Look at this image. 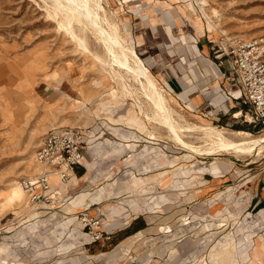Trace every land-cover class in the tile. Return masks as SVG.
Segmentation results:
<instances>
[{
  "label": "rangeland",
  "instance_id": "374dc122",
  "mask_svg": "<svg viewBox=\"0 0 264 264\" xmlns=\"http://www.w3.org/2000/svg\"><path fill=\"white\" fill-rule=\"evenodd\" d=\"M48 5L0 0V264H264V214L250 205L257 184L264 187V150L202 157L167 139L133 105L139 98L144 103L141 91L122 96L119 81L93 58L104 53L94 38L88 35V51L79 48ZM103 7L188 122L230 132L241 125L264 137L245 122L246 106L227 111L229 118L243 110L230 125L216 121L215 106L226 111L232 104L212 99L214 108L208 106L216 79L190 52L202 33L211 40L221 33L264 38V0H106ZM52 128L80 129L89 169L73 187L54 179L63 197L38 211L27 205L21 182L42 171L35 153ZM212 163L228 180L206 201L211 190L202 175ZM14 187L24 194L19 202L7 198ZM66 189L70 201L82 192L86 200L68 205ZM100 189L95 203L107 220L115 209L120 224L129 207L146 202L148 210L139 213L148 229L122 243L112 233L91 243L75 216Z\"/></svg>",
  "mask_w": 264,
  "mask_h": 264
},
{
  "label": "bare ground",
  "instance_id": "6f19581e",
  "mask_svg": "<svg viewBox=\"0 0 264 264\" xmlns=\"http://www.w3.org/2000/svg\"><path fill=\"white\" fill-rule=\"evenodd\" d=\"M104 2L106 0H49L48 6L62 17L69 35L79 48L88 51L89 34L100 45L103 55L93 53V58L106 68L112 79L119 81L122 96L135 97L136 90L141 91L144 103L139 98L133 105L154 130H165L167 139L202 157L217 156L220 153L236 157L252 156L264 150V137L190 123L175 111L165 92L158 86L157 80L121 33L119 24L112 15L107 14L103 7ZM240 115V112L236 113V117ZM194 134H199L194 138L202 139L200 143L195 142L192 137ZM45 170L47 169L43 166L41 172ZM50 179L52 182L56 179L62 184L56 174H50ZM58 191L63 192L60 188ZM23 197V192L16 187L7 194L11 202H19ZM27 205L30 206L28 198Z\"/></svg>",
  "mask_w": 264,
  "mask_h": 264
},
{
  "label": "built area",
  "instance_id": "2783aa9c",
  "mask_svg": "<svg viewBox=\"0 0 264 264\" xmlns=\"http://www.w3.org/2000/svg\"><path fill=\"white\" fill-rule=\"evenodd\" d=\"M208 43L220 66L223 61L229 63L230 71L223 75L239 88L240 103L248 107L251 116L245 122L253 129L264 130V38L242 39L221 33L216 40L208 39ZM82 139L80 129L74 128H52L43 136L35 159L47 170L21 182L32 208H54L59 203L63 196L52 187L50 174H56L62 183L70 180L75 169L85 163ZM101 216L98 205L83 209L75 216L91 242L110 239L101 229Z\"/></svg>",
  "mask_w": 264,
  "mask_h": 264
},
{
  "label": "crops",
  "instance_id": "0c3cea01",
  "mask_svg": "<svg viewBox=\"0 0 264 264\" xmlns=\"http://www.w3.org/2000/svg\"><path fill=\"white\" fill-rule=\"evenodd\" d=\"M182 38H184V37H182ZM200 38H194V41L192 42V44L190 46V52L193 55L200 57V60L202 62H204V64L208 65V68L211 71L212 78L216 79L214 82V85H213V90L211 92L212 96L209 98L210 102L208 103V106L209 107L212 106L210 104L212 99H214V101L216 99H218V100H222L223 102H229L230 104H232L230 107H226V111H222L221 106H219V107L215 106L216 108H218V112L221 113L220 115L218 113V116L216 117V121L219 120L220 118H224V120L228 121V122H224V124L230 125L229 120L236 119L237 117L226 118L227 111H229L230 109L233 110L234 108H236V105L245 106V105L240 103V101H241L240 90L237 86H235L234 84L229 82L226 79V77H224V75H223V74L229 73V71H230L229 63L227 61H223V64L220 66L218 61L213 59L214 57L211 53V48L209 46L208 39L204 37L203 33L200 35ZM192 47H195L196 51ZM211 55H212L213 60L211 59ZM202 59L206 60L207 63L205 61H203ZM169 73H170V75H173L174 78L175 77L178 78V74H177L175 69H172L171 72H169ZM174 80L176 81L177 84H179L177 82L176 78ZM163 83H164L165 87H168V89L173 92V88L171 87V84L169 83V81L166 80ZM195 102H197V100L194 101V104H195ZM242 111H243L242 109H239L238 111L234 112V114H236L238 112H242ZM237 122L238 121H231V123H233V124H238ZM236 126L237 127L235 128L234 131H239V132H245L246 131V129L241 127V125H236ZM83 142H85V139H84V141L82 139V144H83ZM85 163H86V165L83 164L82 166H79L75 169V171L72 175V177H74V178L72 179V177H71L70 181H68V185L73 187L77 183V181L82 180L85 177L86 174H85L84 170L86 171L87 169H89L88 162H85ZM85 166H86V168H85ZM206 169H208L209 171L202 175L203 176L202 180H203L204 185H205L204 188L208 187L211 190L208 198L206 199V201H208V200H212L215 196H217V194L222 192V191H220L218 193V192H212V191H214L215 189H219L220 187L223 186V182L228 180V177H227L228 174L227 173H224V174L216 173V169H214L213 163L211 165H209V167ZM74 179H76V182L73 181ZM51 183H52V187H53L54 182L51 181ZM54 184L57 185L56 182ZM62 185H65V184L62 183ZM139 185H141V181L139 179L134 180L133 186L138 187ZM53 188H57V187H53ZM59 188L62 190L61 186H59ZM62 191H64V190H62ZM101 192H102V189H100L99 195L97 197L91 196V198H90L91 203L87 204L81 210L95 206V205H98L99 203H95V201L97 198H101ZM67 193H68V191L66 189V191L64 193V201H65V199H66V201H70L69 200L70 196H67L66 195ZM87 195H88L87 193H83V192L78 194L75 198H72V200L70 202H68V205H70V204H72L73 206L81 205L86 200L85 198L87 197ZM250 205H253V208H257L258 212L260 214L261 213L264 214V187L261 186L260 183L257 184L255 194L250 199ZM213 207H214V205H211L210 209H212ZM144 210L145 211L148 210V204L146 202L141 203L140 206H136V205L133 206L132 205L131 207H129L128 211L126 212L127 214L125 217V222L120 224V222H118L116 219H113L117 216L115 209H113L112 207L109 208L108 220L104 214V210L102 209V216H101V226H103L102 230L107 234L112 233V239H116L117 236L121 235L120 238H118L119 240H117L118 243H122L127 239L133 238L136 235H140L144 230L148 229V227H149V224L147 223L145 216L142 215L141 213H139L140 211H144ZM33 216H35V214ZM106 222H108V223H106ZM110 239H111V237H110ZM91 243H96V242H91ZM1 250H2V248H0V251Z\"/></svg>",
  "mask_w": 264,
  "mask_h": 264
}]
</instances>
